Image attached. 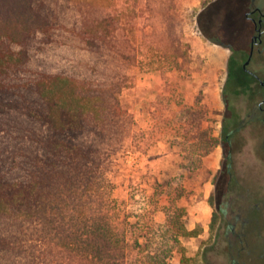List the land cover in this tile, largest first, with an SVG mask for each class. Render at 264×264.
I'll use <instances>...</instances> for the list:
<instances>
[{
    "label": "trees",
    "instance_id": "trees-1",
    "mask_svg": "<svg viewBox=\"0 0 264 264\" xmlns=\"http://www.w3.org/2000/svg\"><path fill=\"white\" fill-rule=\"evenodd\" d=\"M113 1L0 0V264H208L184 252L198 232L183 173L151 194L148 166L129 168L149 140L126 95L130 13Z\"/></svg>",
    "mask_w": 264,
    "mask_h": 264
},
{
    "label": "rangeland",
    "instance_id": "rangeland-1",
    "mask_svg": "<svg viewBox=\"0 0 264 264\" xmlns=\"http://www.w3.org/2000/svg\"><path fill=\"white\" fill-rule=\"evenodd\" d=\"M250 3L115 0L112 4L130 13L137 61L129 63L128 77L137 84L126 95L149 140L145 155H130L129 168L148 166L151 194L155 177L163 181L183 173L185 179H178L187 185L188 197L182 201L189 203L188 227L198 232L183 239L184 252L208 264H231L233 258L236 264H264V126L255 117L261 99L251 100L252 91L244 82L232 84L237 75L234 59L248 53L253 35L245 17ZM259 4L264 6V0ZM255 57L251 68L264 71V52L262 59ZM234 114L241 123L229 139ZM171 129H177L175 146L166 139L154 143L157 133L167 138ZM228 221L237 222L236 235L230 233ZM229 240L235 242L231 249Z\"/></svg>",
    "mask_w": 264,
    "mask_h": 264
},
{
    "label": "flooded vegetation",
    "instance_id": "flooded-vegetation-1",
    "mask_svg": "<svg viewBox=\"0 0 264 264\" xmlns=\"http://www.w3.org/2000/svg\"><path fill=\"white\" fill-rule=\"evenodd\" d=\"M245 17L252 24L253 35L251 37L248 53H243L238 60L234 59L235 69H237L236 79L241 81V83L244 82L243 84L245 85V88L252 91L251 100H254L257 97L261 99L256 108L259 115L255 117L257 118V122L263 123L264 126V71L251 68L255 62V56L259 55V59H262V54L264 52V6H260L259 0H251L248 10L245 12ZM238 74L242 75L243 78L241 79L243 80H240ZM234 218L237 222L240 220V216ZM228 222L230 223L228 226L230 233L236 235L237 222L235 221L233 224L230 221ZM246 222L247 220H244L242 223L246 224ZM243 227H245V225H243ZM241 234L239 233L237 237L240 238ZM233 243L235 244L234 241L229 240L228 249L233 248ZM236 263V258H233L231 264Z\"/></svg>",
    "mask_w": 264,
    "mask_h": 264
},
{
    "label": "water",
    "instance_id": "water-1",
    "mask_svg": "<svg viewBox=\"0 0 264 264\" xmlns=\"http://www.w3.org/2000/svg\"><path fill=\"white\" fill-rule=\"evenodd\" d=\"M248 64V63H247Z\"/></svg>",
    "mask_w": 264,
    "mask_h": 264
}]
</instances>
